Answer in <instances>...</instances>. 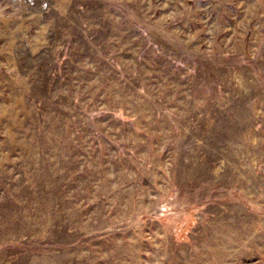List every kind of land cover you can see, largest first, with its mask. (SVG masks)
Here are the masks:
<instances>
[{
    "label": "rangeland",
    "instance_id": "374dc122",
    "mask_svg": "<svg viewBox=\"0 0 264 264\" xmlns=\"http://www.w3.org/2000/svg\"><path fill=\"white\" fill-rule=\"evenodd\" d=\"M0 264H264V0H0Z\"/></svg>",
    "mask_w": 264,
    "mask_h": 264
}]
</instances>
